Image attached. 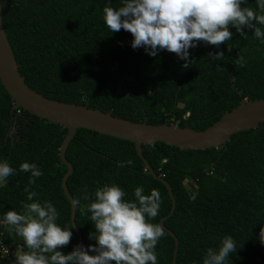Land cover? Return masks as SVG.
Wrapping results in <instances>:
<instances>
[{
  "label": "trees",
  "instance_id": "trees-1",
  "mask_svg": "<svg viewBox=\"0 0 264 264\" xmlns=\"http://www.w3.org/2000/svg\"><path fill=\"white\" fill-rule=\"evenodd\" d=\"M105 5L117 8L121 0L4 2L3 28L29 88L48 99L132 122L175 123L194 130L211 126L242 99H264V43L251 30L244 29V39L230 27L232 39L219 48L198 43L189 49L193 63L184 68V61L171 52L149 56L143 48L131 47L129 32H110L102 16ZM243 6L259 11L256 0H246ZM218 51L224 57L210 61L208 53ZM238 56L245 59L244 66ZM12 104L0 82V161L16 170L6 186H0V239L11 249L23 246L2 218L7 210L21 212L22 203L30 202L24 192L28 186L38 194L35 201L48 200L56 207L62 228H71V242L60 249L68 253L78 236L61 187L67 168L59 147L67 129L21 108L11 112ZM142 154L169 184L176 203L164 221L178 240L175 264H202L207 248L217 247L224 236L238 245L229 264H264V244L257 239L264 224V123L233 134L218 148L180 150L158 142L142 145ZM65 158L73 168L66 180L73 200L87 204L83 189L92 198L97 187L111 183L124 189L125 199L134 200V189L142 186L145 194L157 189L162 200L158 216L150 222L159 224L168 215V191L150 175L132 142L81 128ZM129 159L132 165L118 167ZM22 162L35 163L43 172L35 184L28 183L30 172L20 171ZM74 220L82 244H95L88 238L92 223L76 206ZM173 251L174 239L165 231L155 247L157 264H173ZM13 258L0 254V264H12Z\"/></svg>",
  "mask_w": 264,
  "mask_h": 264
},
{
  "label": "clouds",
  "instance_id": "clouds-1",
  "mask_svg": "<svg viewBox=\"0 0 264 264\" xmlns=\"http://www.w3.org/2000/svg\"><path fill=\"white\" fill-rule=\"evenodd\" d=\"M246 0H121L117 8L105 5L103 21L110 32L125 30L132 36L133 49L143 48L155 57L166 50L183 60L182 67L188 68L193 61L189 49L202 42L219 48L232 39L230 27L244 39V29L264 43V0H256L259 11L243 6ZM259 25V26H258ZM231 50V49H229ZM210 61L221 60L222 51L209 52ZM240 66L246 63L238 56ZM134 162L129 159L119 162L124 168ZM20 171L30 172L29 185L43 175L35 163L22 162ZM16 170L7 161H0V186H6L9 176ZM27 201L22 211L13 209L3 214L2 222L23 241L12 264H157L155 247L165 231L160 224L151 223L159 214L161 196L157 189L145 194L144 188L134 189V200L125 199L123 188L115 183L104 184L95 189L92 198L87 188L80 199L73 201L81 215H86L94 231L89 239L95 244L87 247L79 244L68 253L60 249L71 242V228H62L57 219L59 213L48 200L35 201L38 194L25 186ZM257 239L264 244V224H261ZM237 242L224 236L220 244L207 248L202 264H229L230 254L237 250ZM7 255V250H5Z\"/></svg>",
  "mask_w": 264,
  "mask_h": 264
},
{
  "label": "water",
  "instance_id": "water-1",
  "mask_svg": "<svg viewBox=\"0 0 264 264\" xmlns=\"http://www.w3.org/2000/svg\"><path fill=\"white\" fill-rule=\"evenodd\" d=\"M5 1L0 0V82L13 102L11 112L21 108L40 120H47L67 129L59 147L60 160L67 168L61 180V187L70 204V223L78 236L77 245L82 244V236L74 220V200L66 185V180L71 175L73 168L65 158V152L76 131L83 128L132 142L137 155L143 161L150 175L165 185L172 204L168 215L162 217L159 224L174 239L173 264H175L178 240L164 226V221L174 212L176 203L169 184L155 174L143 156L142 145L152 146L160 142L180 150L218 148L225 145L233 134L257 128L260 123H264V99L254 101L242 99L239 105L224 113L215 123L204 130L180 127L175 123L132 122L114 117L110 112L48 99L29 88L18 70L19 66L2 24V7Z\"/></svg>",
  "mask_w": 264,
  "mask_h": 264
},
{
  "label": "built area",
  "instance_id": "built-area-1",
  "mask_svg": "<svg viewBox=\"0 0 264 264\" xmlns=\"http://www.w3.org/2000/svg\"><path fill=\"white\" fill-rule=\"evenodd\" d=\"M20 248V246H18L17 248H13L11 249L10 247L8 246H5L3 243H2V240L0 239V254L3 256V257H7L9 255H13L15 253V251ZM5 250H7V255H5ZM14 256V255H13ZM14 260V258H13ZM8 261H10V259H8Z\"/></svg>",
  "mask_w": 264,
  "mask_h": 264
}]
</instances>
